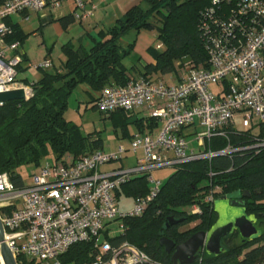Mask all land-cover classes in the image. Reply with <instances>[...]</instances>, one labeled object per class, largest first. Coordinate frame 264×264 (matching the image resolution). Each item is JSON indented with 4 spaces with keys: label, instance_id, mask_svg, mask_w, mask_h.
Instances as JSON below:
<instances>
[{
    "label": "built area",
    "instance_id": "obj_1",
    "mask_svg": "<svg viewBox=\"0 0 264 264\" xmlns=\"http://www.w3.org/2000/svg\"><path fill=\"white\" fill-rule=\"evenodd\" d=\"M63 1L6 0L0 4V92L21 88L26 99L33 95L32 84L17 77L22 63L20 42L6 40L12 32L7 19L28 9L38 11L49 6L55 11ZM223 1L213 0L199 21L208 66L196 68L190 62L183 63L182 78L177 83L132 77L124 85L109 84L98 92V109L106 113L140 109L158 120L161 126L157 132H136L129 147L121 144L116 151L97 149L76 161L71 157L46 161L29 179L24 178L22 186L15 185L8 173L0 172V218L5 241L18 264V256L23 255L38 264H69L60 256L72 245L89 241H95L90 264H167L128 240L114 244L108 235L113 221H119L123 234L125 220L146 211L162 185L152 175L155 169L210 160L216 154L237 150L228 147L216 153L208 148L213 136L225 135L224 127L239 129L237 119H241L243 129L253 128L255 133L264 124V0H237L230 10L221 8ZM74 3L76 20L86 21L95 15V3ZM156 47L161 49L163 43ZM52 65L46 58L35 68L43 70ZM212 84L217 87L212 88ZM195 133L198 150L190 148L187 139ZM252 147L264 148V137ZM140 149L143 155L136 165L100 170L102 165L122 159L127 151ZM137 175L147 176L149 191L134 199L130 209L122 210L118 187ZM220 190L219 186L212 187L205 202L214 205ZM193 207L192 211H201L199 206ZM0 264H5L1 242Z\"/></svg>",
    "mask_w": 264,
    "mask_h": 264
},
{
    "label": "trees",
    "instance_id": "obj_2",
    "mask_svg": "<svg viewBox=\"0 0 264 264\" xmlns=\"http://www.w3.org/2000/svg\"><path fill=\"white\" fill-rule=\"evenodd\" d=\"M6 0H0L2 4ZM237 0L221 2V8L230 10ZM213 4V0H146L145 4L131 7L117 23L105 31L89 49H76L65 44L62 49L66 60L59 67L43 69L42 77L32 83L33 95L29 99H15L0 103V172L9 174L17 186L24 184L20 169L26 165L40 167L46 161H76L97 150L104 149V142L96 132L85 133L82 127L68 119L65 111L70 94L81 84L99 92L109 84H126L132 77L153 79L154 73L168 74L176 70L177 62L192 63L193 67L208 66L209 55L204 46L199 21L201 13ZM63 26L75 21L74 15L61 17ZM8 42H23L28 34L18 25H11ZM129 30L155 31L157 41L163 47H149L155 63H146L144 69L134 75L133 65L124 60L135 49L136 40L121 43ZM22 56V61L26 62ZM21 64L18 66L20 69ZM26 82V81H24ZM93 100V106L97 107ZM124 110L110 113L115 124L121 126L131 139L134 133L129 124H135L138 132L153 130L158 126L155 117L144 116L129 121L132 116ZM225 135L213 136L208 148L220 152L228 147L232 152L216 154L210 160L198 159L181 163L166 182L146 211L125 220L126 231L111 239L114 244L123 240L135 244L154 258L167 264L172 253L160 245L159 239L167 236L176 243L188 239L197 231H208L217 220L214 205L205 202L212 187L219 186L218 197L241 190L249 197L242 198L248 214L257 217L256 226L261 233L254 239L244 238L235 231L222 241L226 248L220 255H210L201 250L193 264H264V148L252 145L264 137V124L259 133L253 128H223ZM134 199L149 191L146 175L133 176L118 187ZM199 206L201 211L188 213V207ZM174 220H180L172 223ZM196 224L187 229L185 226ZM95 241L72 245L60 256L64 263L90 264ZM20 264H38L34 259L18 256Z\"/></svg>",
    "mask_w": 264,
    "mask_h": 264
},
{
    "label": "crops",
    "instance_id": "obj_3",
    "mask_svg": "<svg viewBox=\"0 0 264 264\" xmlns=\"http://www.w3.org/2000/svg\"><path fill=\"white\" fill-rule=\"evenodd\" d=\"M145 1L146 0H88V6H90L91 3L97 5L95 15L86 21H78L75 19L74 22L66 27L63 26L59 19L67 15H74L75 17L76 5L74 0H64L61 7L55 11L49 6H46L38 11L28 9L15 13L7 19V23L10 26L15 24L18 25L23 33L28 34L23 42L19 41V52L27 60L26 62L22 61L20 69H18V79L26 81L28 84H32L34 81L39 80L43 75V70L41 72L36 69L35 64L46 58L51 59L53 63L52 67L47 70L61 66L66 60L62 47L67 43L79 49L81 52L83 50H89L96 41L101 38V31H105L115 25L118 19L122 18L131 7L138 4H145ZM156 37L157 34L155 31L141 30L138 32L135 51L139 52L141 55V66L133 68L134 75H140L139 73L144 69L146 63H155V59L149 53L148 48L157 45L158 41ZM177 66L176 70L172 73H154L152 75V80L166 79L169 83L179 82L182 78L184 64L179 65V62H177ZM77 88L89 94L92 102L98 95V92L93 91L89 86L86 87L84 84L79 85ZM131 115L133 116L131 119L132 121L138 117L147 116L140 109H137ZM158 125H160V123H158ZM155 129L156 127L150 131L155 133L158 128ZM103 148L105 149L104 146ZM138 152L143 155L141 149L135 153ZM138 158L139 156H137L134 162L128 167L136 165ZM107 166L108 165L101 167L100 170L102 172H109L119 168L113 165ZM122 166H124L123 163Z\"/></svg>",
    "mask_w": 264,
    "mask_h": 264
},
{
    "label": "rangeland",
    "instance_id": "obj_4",
    "mask_svg": "<svg viewBox=\"0 0 264 264\" xmlns=\"http://www.w3.org/2000/svg\"><path fill=\"white\" fill-rule=\"evenodd\" d=\"M138 32L136 30H130L126 35L123 36L121 43L126 45L128 42H132L137 40ZM124 63L131 67L133 65L140 67L141 66V55L139 52L134 51L125 58ZM37 69V68H36ZM42 72V69H38ZM88 87L86 84H84ZM212 88H216V84L211 85ZM65 116L78 123L85 133L88 132H96L102 138L104 142L105 150L108 151H116L119 145L124 144L125 146H129L131 142V138L128 135H125L123 128L115 124V119L110 117V113H106L93 106L92 100L90 99V95L84 92L80 88H76L69 96L68 106L65 111ZM133 116L129 118V121H132ZM236 125L239 129H243V125L241 119L236 120ZM129 131L131 133L138 132L135 124L130 123ZM158 128V129H157ZM160 125L156 127V131H158ZM202 129H199V131ZM187 139L190 144V148L193 147L197 149L200 147L199 142L197 140V133L187 136ZM141 153H135L133 151H127L124 154L123 159H118L109 163L102 165L101 167L109 166H122V163L125 167L131 165L137 156L141 157ZM100 167V169H101ZM37 170L33 165H26L20 169L24 178L29 179L30 175ZM175 171V167H164L155 169L152 175L162 181V183L166 182V180L170 177V175ZM120 197V208L122 210H128L134 205V197L126 194V192L121 188V192H119ZM188 213H192L194 207H188ZM196 223L193 222L191 225L185 226L182 229L191 228ZM121 228L119 225V221H113L111 226L109 227L108 235L110 238L115 237L121 233Z\"/></svg>",
    "mask_w": 264,
    "mask_h": 264
},
{
    "label": "water",
    "instance_id": "obj_5",
    "mask_svg": "<svg viewBox=\"0 0 264 264\" xmlns=\"http://www.w3.org/2000/svg\"><path fill=\"white\" fill-rule=\"evenodd\" d=\"M15 99H26L24 89L0 92V103ZM242 196L249 197L250 194L236 190L215 200L214 209L218 217L208 231H197L181 243H176L167 236L161 237L159 243L168 253H172L171 261L174 264H193L196 261L197 254L203 249L210 255H220L226 250L222 241L237 230L244 238L254 239L258 237L261 231L256 226L257 217L254 214L247 213ZM171 218L172 223L180 221ZM101 239L99 243H101ZM0 242L1 254L5 264H18L11 248L5 241V230L1 218Z\"/></svg>",
    "mask_w": 264,
    "mask_h": 264
}]
</instances>
